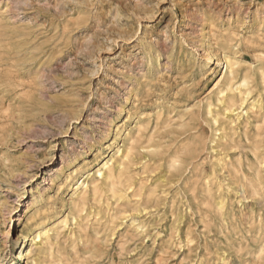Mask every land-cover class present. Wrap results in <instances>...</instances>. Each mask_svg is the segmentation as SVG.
<instances>
[{"label":"rangeland","instance_id":"1","mask_svg":"<svg viewBox=\"0 0 264 264\" xmlns=\"http://www.w3.org/2000/svg\"><path fill=\"white\" fill-rule=\"evenodd\" d=\"M0 28V264L26 262L19 253L35 231L29 205L37 224L70 213L72 186L61 192L58 184L75 168L95 170L98 152L106 158L113 141L102 138L128 114L147 121L132 172L155 194L132 198L113 237L102 232L96 241L91 232L95 255L86 264H264L256 258L264 247V188L243 200L236 172L215 162H241L252 177L259 142L264 181V113L250 108L264 103V0H0ZM234 56L240 75L253 79L244 105L227 113L237 133L223 141L206 104L223 59ZM190 143L194 154L172 167ZM207 177L235 221L225 224L201 205ZM61 241L72 255V241Z\"/></svg>","mask_w":264,"mask_h":264},{"label":"bare ground","instance_id":"2","mask_svg":"<svg viewBox=\"0 0 264 264\" xmlns=\"http://www.w3.org/2000/svg\"><path fill=\"white\" fill-rule=\"evenodd\" d=\"M212 57L213 56L208 57V60H207L208 64H210V62L212 61ZM223 61L225 65V70L222 76L215 83L212 91L211 92L209 91L210 93L208 94L209 98L206 104V113L208 114L209 117H211V120L213 121L214 125L217 126L216 132L220 133L218 140L227 141V139L229 138L228 136L230 134V131L233 132V135H236L237 133L233 125L235 121L231 119V117H228L227 113H230L229 115L234 114V112L237 109L241 108L244 105L245 101L247 100V97L250 95V92H251V89L249 86H250L251 80L253 79V76L248 73L242 76L240 75L239 67L241 65V62L235 56L225 57ZM260 73H261V79L264 83V70H261ZM19 82L21 81L19 80ZM250 108L252 111L264 113V103L260 100H253L250 104ZM137 110H135V112ZM187 113L188 115H193V111L191 109H187ZM246 114H247V111H246ZM223 116L225 119L230 118V122L227 125H226V122L222 121ZM240 117H241L240 113L239 114L237 113L236 119H240ZM147 129H148V124L143 116L135 118L134 115L128 114L126 120L121 121L120 124L117 126L115 134H114V130L112 132L110 129L109 131H111V133L110 134L107 133V135L106 136L104 135V137L102 138V141H107L108 138H110V135L112 134L113 141L111 140L112 141L111 144L107 146V149L109 150V154L106 156V158L100 160L101 155L99 154L100 151L98 150L99 152L96 158L98 163H97L96 169L94 168L95 170L93 171L88 170L87 166L86 167L84 166L83 168H75L70 174L66 176L65 179L63 178L64 181L61 184H58L59 191L62 192L65 187L72 186V193H71L70 200H69L70 201V213H68L66 216L62 218H58L57 220H54L51 223L45 221V222H41L37 224V216H38L36 213L37 210L33 208L34 204L29 205L27 213L28 215L30 214L32 216H30L31 218L29 219L27 218L28 219L27 221L28 223L34 222L35 231L30 238V242L27 243L26 245V241H25L24 247H23L24 250L21 253H19V257L25 259L26 261L25 264H86V261H87L86 255H93V256L95 255V251L93 250V248H90V245L92 243L91 232L96 235V241H99L100 237H98V235L103 234L102 232L107 233L108 236L110 237H113L114 235L112 232L116 229V223L119 219L125 218V215H127L126 214L127 209L133 203L132 198H137L139 200H142V198H144L145 195L152 196L155 194L154 189L147 190V187L149 185L148 186L146 185L147 183L146 181L144 180L138 181L136 179V175L133 174L134 172H132L134 156L137 153L138 148L144 144L143 141L145 140ZM148 140H149L148 142H151L152 137H149ZM194 144L195 143H190V144L181 146V148H179V150H177V152H175V154L172 156L171 166L172 167H176L178 165L181 166L182 159L185 155H193L194 154ZM150 149H152V147ZM252 153L254 154V157L257 161L256 162L257 168L255 169V175L252 177L245 175L243 171V164L241 162L235 165V164L230 163L229 158L228 160L227 158H223V159L218 158L217 161H215L217 162V166L219 167L220 170L223 171V170L230 168L236 172V174L239 177L238 186L241 190L240 195H242L243 198L242 197L241 198L243 200H246L248 198L250 189L254 190L256 195H260V192L263 191L262 188H264V181L262 180L260 176L261 174L260 169L262 167L263 162H262V154L260 152L259 142L254 143ZM85 164H87V162H85ZM79 176H81V178H79ZM212 182L213 181L211 177L204 178L203 180V184H202L203 191L202 192L205 194L206 199L202 201L201 205L205 206V208L209 209V211L217 212L221 216L222 222L225 224H227V221H229V218L235 221L236 216L230 212L227 213V209H228L227 200L223 199L222 197H218V198L215 197L213 188H212L213 186ZM221 183L223 184V182ZM225 186L227 185H224V187ZM252 192L253 191H251V193ZM143 213L144 212H142V214ZM71 222H72V225H71ZM137 229H140V227H137ZM77 234H78V238H77ZM23 236L24 235L22 234V237ZM63 238L65 240L72 241L74 245L72 255H68L66 251H64L61 248V242H62L61 240ZM77 239L80 242H82V244L84 245L83 246L85 248L84 255H81L79 250L76 248ZM20 240H21V237L17 239L16 243H19ZM23 241L21 242V244L23 243ZM188 242H192V240L188 239ZM179 248H180V245H179ZM262 248L263 249L259 250L257 253L258 255L256 256V258L261 261L264 256L263 255L264 247Z\"/></svg>","mask_w":264,"mask_h":264}]
</instances>
